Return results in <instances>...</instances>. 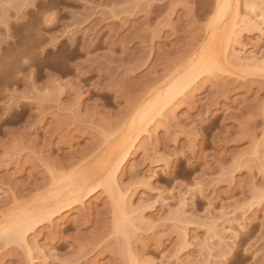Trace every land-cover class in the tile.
<instances>
[{
	"label": "rangeland",
	"instance_id": "obj_1",
	"mask_svg": "<svg viewBox=\"0 0 264 264\" xmlns=\"http://www.w3.org/2000/svg\"><path fill=\"white\" fill-rule=\"evenodd\" d=\"M217 1L0 0V264H264V23Z\"/></svg>",
	"mask_w": 264,
	"mask_h": 264
},
{
	"label": "bare ground",
	"instance_id": "obj_2",
	"mask_svg": "<svg viewBox=\"0 0 264 264\" xmlns=\"http://www.w3.org/2000/svg\"><path fill=\"white\" fill-rule=\"evenodd\" d=\"M218 1H219V0H218ZM218 1H217V2H218ZM220 1H221V0H220ZM228 1H229V0H223L222 2H219V3L221 4V6L219 5L220 7H218V8L220 9V11H219V9H218L219 14H222V11L226 10L225 8H226V6L229 4ZM237 2H238V1L235 0V5H234V6H235V11H236V6H238V5H237ZM262 3H263V0H258L256 3H254L253 5H251V6L247 9L248 11H246V12H248V14L250 15V17H251V15H252V18L254 17V20H253V21H255V18L258 19V21H257V20H256V21L259 22L260 24L256 22V23H257L256 25H258V24L261 25V23H262V24L264 23V22H263V21H264V12H263V11H264V10H263V9H264V3H263V6H261ZM226 4H227V5H226ZM260 4H261V5H260ZM225 5H226V6H225ZM248 6H249V5H248ZM223 8H224V9H223ZM246 12H245V13H246ZM221 16H222V15H221ZM246 16H247V15H246ZM246 18L249 19V22H250V20L252 19V18L250 19L249 17H245V19H246ZM216 19H218V17H216ZM243 20H244V19H243ZM246 22H247V21H246ZM244 23H245V21H244ZM256 25H255V26H256ZM257 27H258V26H257ZM257 27H256V28H257ZM260 29H261V28H260ZM236 44H237V43H236ZM241 48H242V47H241ZM203 58H204V57H203ZM206 59H207V58H206ZM200 61H201V63L198 62V61L195 62L196 64L194 63V64H195V67L192 68V67L190 66L191 69H190L189 73L186 74V75H188V76L186 77V75L183 74L182 79H180L179 81H182V82H183V81H184V82H185V81H186V82H189V81H188V78H190V77L192 78V77H193L194 72H192V70H194L196 67H197L196 69L198 70V68L201 66V67H200L201 69H199L200 71H201V70H202V71H203V70H206V69H205V68H206L205 66H206L207 62H206L205 60H202L201 58H200ZM197 63H199L200 66H199V64L197 65ZM192 65H193V64H192ZM202 67H203L204 69H203ZM186 70H187V69H186ZM199 70H198V74L201 73V72H199ZM195 73H196V71H195ZM190 74H191V76H190ZM196 75H197V74H196ZM184 78H185V79H184ZM194 78H195V77H194ZM186 79H187V80H186ZM191 80H192V79H191ZM193 80H194V79H193ZM193 80H192V81H193ZM190 82H191V81H190ZM190 82H189V84H190ZM173 84H174V83H173ZM189 84H188V85H189ZM182 85H185V84H182ZM184 87H186V86H184ZM184 87H182V88H184ZM179 91H180V87H179L178 84H175V85L172 86V87L169 86V89L165 92V95H164L165 98L167 97V99H166L167 102L170 100L169 98H171V97L173 98V96L176 97L175 95H176ZM161 95H162V94H161ZM178 95H179V94H178ZM159 98H160V97H159ZM159 98H158V100H159ZM165 98H162V99L165 100ZM160 100H161V99H160ZM160 100H159V101H160ZM164 100H163V101H164ZM163 101H162V102H163ZM154 102H155V101H154ZM154 102H153V104H154ZM157 102H158V101H157ZM160 102H161V101H160ZM162 102H161V103H162ZM167 102H165V104H167ZM169 102H170V101H169ZM169 102H168V103H169ZM158 103H159V102H158ZM150 105H151V104H150ZM154 106H155V105H153V106L151 105V107H150L151 109H149V110H153L152 107H154ZM156 107H158V106H156ZM149 110H148V111H149ZM150 112H151V111H149V113H150ZM144 115H145V114L142 115L143 118H144ZM145 116H146V115H145ZM145 118H146V117H145ZM145 118H144V119H145ZM140 122H143V120L140 121ZM124 153H125V152H124ZM125 155H126V154H125ZM118 165H119V164H118ZM113 174H114V173H113ZM113 174H111V175H113ZM110 177H111V176H110ZM110 177H108V178H110ZM111 182H112V180H111ZM107 183H108V182H107ZM113 183H114V182H113ZM69 192H71V191H69ZM75 194H76V193H75ZM81 195H83V194L81 193L80 195H78V197H79V196L82 197ZM85 195H86V194H85ZM83 196H84V195H83ZM64 198H65V197H64ZM64 198H63V200H64ZM77 199H78V198H77ZM63 200H62V201H63ZM81 200H82V199H81ZM81 200H79V202H81ZM64 201H65V200H64ZM66 201H68V200H66ZM66 201H65V202H66ZM65 202H63V203H65ZM70 202H71V201H70ZM63 203L61 202L60 204H63ZM68 203H69V201H68ZM71 204H72V203H71ZM57 205H58V204H57ZM57 205H55V206H57ZM68 205H69V204H67V206H68ZM65 206H66V205H65ZM65 206H64V207H65ZM72 206H73V205H72ZM55 208H56V207H55ZM58 208H59V207H57V209H58ZM56 212H57V211H56ZM36 214H37V213H36ZM40 214H41V213H40ZM42 214H43V213H42ZM42 214H41V215H42ZM45 215H46V214H45ZM45 215H44V216H45ZM46 217H47V216H45V218H46ZM32 218H33V217H32ZM35 218H36V217H35ZM42 218H43V217H42ZM42 218L39 217L40 220H42ZM48 218H49V216H48ZM37 219H38V216H37ZM37 219H36V220H37ZM27 220H28V219H27ZM30 220H31V219H30ZM36 220H35V222H32V223L34 224V223L39 222V220H37V221H36ZM25 222H27V221H24V223H25ZM29 222H30V221H28V224H29V225H28V224H24L23 222H20V223H19V226H21L20 224H22V223L26 226V227H24V229H23V226H24V225H22V227H21L20 229H19V227H16V226H18V225H14L15 228H13L14 226L11 227V228H13L14 230L18 229L20 232H22V230L25 232L26 230H29V226H30V225H31V226H30L31 228L33 227V226H32V223H31V222L29 223ZM27 227H28V229L25 230V228H27ZM7 230H8V229H5L4 231H5V232H8V233H5V232L3 233L2 231H1L0 233L5 234V237H6V234H7V236H9V235L11 236V234H12L13 236L16 235V237H18V238H19V237L21 238L22 233H23V232L20 233L18 230H16L15 232H13V231L10 230V229H9L8 231H7ZM9 232H10V233H9ZM11 232H13V233H11ZM18 232H19L20 234H19ZM8 234H9V235H8ZM1 236H2V235H1ZM10 236H9V237H10ZM2 237H3V236H2ZM5 237H4V238H5ZM14 237H15V236H14ZM22 238L24 239L23 236H22ZM15 239L18 240L17 238H15Z\"/></svg>",
	"mask_w": 264,
	"mask_h": 264
}]
</instances>
